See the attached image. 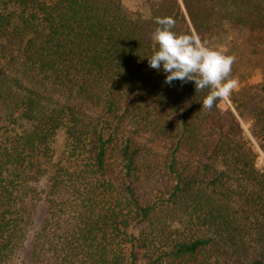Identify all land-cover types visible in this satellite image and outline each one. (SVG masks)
Segmentation results:
<instances>
[{
  "label": "trees",
  "instance_id": "trees-1",
  "mask_svg": "<svg viewBox=\"0 0 264 264\" xmlns=\"http://www.w3.org/2000/svg\"><path fill=\"white\" fill-rule=\"evenodd\" d=\"M157 16L235 57V111L149 67ZM235 30L264 50V0H0V264H264V74Z\"/></svg>",
  "mask_w": 264,
  "mask_h": 264
},
{
  "label": "clouds",
  "instance_id": "clouds-1",
  "mask_svg": "<svg viewBox=\"0 0 264 264\" xmlns=\"http://www.w3.org/2000/svg\"><path fill=\"white\" fill-rule=\"evenodd\" d=\"M152 39L157 47L148 58L150 68L165 74L164 83L193 81L196 90L210 89L202 101L211 109L217 99H226L237 89L238 80L230 77L235 57L223 47L210 46L195 32L177 33L171 16H157Z\"/></svg>",
  "mask_w": 264,
  "mask_h": 264
},
{
  "label": "rangeland",
  "instance_id": "rangeland-1",
  "mask_svg": "<svg viewBox=\"0 0 264 264\" xmlns=\"http://www.w3.org/2000/svg\"><path fill=\"white\" fill-rule=\"evenodd\" d=\"M160 1L163 0H121L124 12L129 15L137 11L146 14L155 3ZM247 34H249L247 31L235 30L230 34V39L232 40V44L236 46L233 53L237 58V64L247 80L244 83L256 84L262 81V76L264 74V50L262 48H256L250 42L246 41L244 37ZM147 38L149 41H153L152 36H148ZM226 102L227 105L234 110L229 97L226 98ZM241 122L246 131L250 134L248 125L243 120H241ZM63 141V133L60 132L55 143L58 153L62 150ZM259 163L260 165H264V153L262 151Z\"/></svg>",
  "mask_w": 264,
  "mask_h": 264
}]
</instances>
